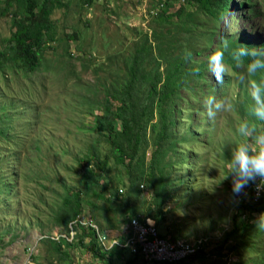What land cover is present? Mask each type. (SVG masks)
Wrapping results in <instances>:
<instances>
[{
  "label": "rangeland",
  "instance_id": "rangeland-1",
  "mask_svg": "<svg viewBox=\"0 0 264 264\" xmlns=\"http://www.w3.org/2000/svg\"><path fill=\"white\" fill-rule=\"evenodd\" d=\"M63 1L66 4L56 7L51 15L55 20L56 40L46 49L41 69L26 76L15 71H7L5 75L0 73V107H4L6 101L1 98L3 95L7 97V109L13 102L8 112L11 116L3 120L5 126H10L9 139H0V150L9 147L8 155L12 160L11 163L0 162V264H24L29 258L35 264H62L43 235L54 238L70 235L66 228L52 223L51 215L65 195L66 183L76 184L81 169L79 158L94 144L95 116L100 115L104 85L122 80L125 60L132 55L145 33L149 41L156 44L152 26L157 9L150 8L152 0H93L90 5L82 0ZM240 1L234 0L236 3L231 4L218 21L219 31L226 32L231 16H236L238 31H246L242 35L264 40V13L251 17L248 3L241 4ZM256 1L257 7L264 6V0ZM181 3L174 1L170 9L174 10ZM3 5L0 0V7ZM10 18V15H0V39L11 34ZM211 22L206 21V24L211 25ZM73 31L78 38L68 39ZM207 78L222 90L224 98H228L233 107L230 112L218 114L214 122L209 121L203 107L204 99L212 95L208 89L199 101L183 90V97L188 96L194 106L182 115L174 133L204 143L195 145L183 140L178 143L182 149H191L182 157L184 161L188 157L187 162L192 167L183 162L179 167V162L175 163V181L166 204L168 218L159 230L170 235L171 230L178 228V232L185 235L181 238L187 241L207 239L204 255L199 254L184 264H260L264 252L252 253L244 248L230 250L229 246L236 241L233 237L224 242L226 233L232 229L233 212L242 202L240 197L247 196L250 190L248 185L240 195L233 194L232 176L228 175L226 165L235 144L242 139L236 131L238 123L247 119L264 131V121L249 115L253 103L251 96L235 95L236 85L232 88L231 82L230 87H222L209 71ZM198 85V89H202V82ZM214 96L223 98L218 93ZM180 105L182 109L187 107L184 100ZM199 109L202 114L197 112ZM190 111L196 112L197 116L193 113L194 121ZM115 125L119 126L117 122ZM4 166L7 169H3ZM105 167H109L111 174L122 171L112 158ZM178 177L181 180L178 181ZM150 192L144 188L141 198L149 200L152 198ZM84 206L81 215L106 234L102 245L109 251L112 238L122 234L120 227L112 228L105 220L98 221L86 202ZM261 213L254 212L250 216V212L245 211L240 213V218L250 216L255 222ZM241 233L245 234L244 230ZM75 239H67L74 264H105L85 246L74 245ZM261 240L254 242L264 248ZM220 246L223 249H219ZM135 258L133 264H155L129 250L121 255L115 253L112 260L113 264H125ZM64 264L70 262L64 261Z\"/></svg>",
  "mask_w": 264,
  "mask_h": 264
},
{
  "label": "trees",
  "instance_id": "trees-1",
  "mask_svg": "<svg viewBox=\"0 0 264 264\" xmlns=\"http://www.w3.org/2000/svg\"><path fill=\"white\" fill-rule=\"evenodd\" d=\"M2 1L4 5L0 7V15L11 16V34L0 39V73L5 75L7 71H15L26 76L40 70L46 49L56 40V25L51 15L56 7L66 3L63 0ZM174 1L152 0L150 8L157 9L152 26L156 44L149 41L145 33L132 55L125 60L126 70L122 80L104 85L105 96L100 101V115L95 116L94 144L79 158V168L83 170L80 169V174H77L76 184L66 183L65 195L57 202L51 215L53 224L69 231L70 223L84 212L85 202L98 221L105 220L112 228L140 216L142 222L153 220L158 228L167 220L166 204L175 181V163L179 162V167L183 163L192 167L187 162L188 157L185 161L182 157L191 149H182L178 143L182 140L194 142L195 145L204 143L203 140H192L174 133L182 115L194 106L188 96L183 97V90L188 91L195 101H199L207 89L210 94L218 93L224 98L225 94L213 80L208 81V57L217 48H222L223 41L227 40L225 61L235 68L230 53L239 46L236 39L225 37L218 28V21L227 12L230 0H179L182 3L172 10L170 8ZM92 2L82 0V3L89 5ZM206 21H212L211 25ZM70 38H78V34L73 31L68 35ZM186 50L192 52L190 61L184 58ZM67 53L71 55L69 50ZM196 56L201 57L196 59ZM195 68H199L198 74L193 71ZM116 72L119 75L120 72ZM200 82L202 89H198ZM231 82L230 76H224L221 85L230 87ZM1 98L7 101L5 95ZM183 100L187 105L184 109L180 105ZM6 101L4 107H0V139L8 140L10 126H5L3 120L11 116L8 112L13 102L7 109ZM197 112L202 114L203 111L199 109ZM193 113L196 115L195 111H190L194 121L197 115ZM116 122L119 126L115 125ZM9 149L4 147L0 150V162L11 163ZM109 158H112L115 166L122 168L121 172H108L109 167L105 165ZM3 169H7V166ZM256 181L249 184L248 195L240 197L242 202L233 212L232 229L224 239L226 242L231 237L236 238L235 243L229 246L230 250L244 248L252 253L264 252V248L254 242L255 239H262L261 245H264V230L257 229L250 217L254 212L264 213V188L261 195L256 197ZM144 188L152 191V198L146 201L141 198ZM245 211L250 212V216L241 219L240 213ZM74 229V245L79 243L85 246L105 264H113L115 253L121 255L127 250L115 245L107 251L96 228L90 224L78 223ZM175 230H171L172 239L185 236L178 232V228ZM242 230L245 234H240ZM160 233L167 236L164 232ZM44 240L51 244L56 259L62 264L64 261L74 264L65 237H59L56 241L47 235ZM219 249H223L222 246ZM199 253L190 256L188 261H193ZM200 254L204 255V250ZM135 260L129 259L125 264H133ZM260 264H264L262 256Z\"/></svg>",
  "mask_w": 264,
  "mask_h": 264
},
{
  "label": "clouds",
  "instance_id": "clouds-1",
  "mask_svg": "<svg viewBox=\"0 0 264 264\" xmlns=\"http://www.w3.org/2000/svg\"><path fill=\"white\" fill-rule=\"evenodd\" d=\"M240 2L241 4L248 3L247 10L251 17L263 15L264 6L257 7L256 0H241ZM235 3L234 0H230L229 6ZM231 17L226 32L219 31V33H224L225 37H233L239 44L230 53L235 68L225 61L228 42L224 40L223 47L217 48L209 55L208 71L215 76L216 81L220 84H223L224 76H230L232 88L234 85L238 87L235 95L251 96L253 103L249 107V115L256 120L264 121V40H256L242 35L246 31H238L236 16ZM221 19L222 17L219 20ZM238 32H241V35H237ZM191 57L192 52L186 50L185 60L190 61ZM244 58L248 59L244 60ZM193 71L198 74L199 68H195ZM245 73H247L246 80ZM236 76H238L237 79ZM203 107L208 120L214 122L218 114L230 112L233 105L228 98L217 99L216 96L209 95L204 99ZM236 131L242 139L241 142L235 144L232 157L228 160L226 167L228 175L232 176L233 194L238 196L250 183L257 180V185L258 178L260 180V184L257 185L258 190L264 187V131H258L255 124L247 119L238 123ZM228 175L224 179H227ZM255 225L257 229L264 230V213L258 216Z\"/></svg>",
  "mask_w": 264,
  "mask_h": 264
},
{
  "label": "built area",
  "instance_id": "built-area-1",
  "mask_svg": "<svg viewBox=\"0 0 264 264\" xmlns=\"http://www.w3.org/2000/svg\"><path fill=\"white\" fill-rule=\"evenodd\" d=\"M259 184L260 180L258 178L257 185ZM257 185L255 189L256 197L261 195L264 188L261 187L258 190ZM140 217H134L129 223L121 225L120 231L122 234L112 238L108 247L112 248L115 245L120 248L125 247L133 254H138L144 260L155 264H182L184 261H187L190 256L199 252L201 253V251L205 249L206 238H197L193 241H187L183 238L172 239L170 235L162 236L153 220L147 219L145 222H142ZM78 223L90 224L95 227L101 242H104L107 238L106 234L102 232L96 224H93L91 220H84L81 214L70 223V230L68 233L70 235L62 234V236H58L57 238L51 235L48 236L52 239H59V237H66L69 240L74 239L76 234L74 226ZM24 264H35V261L29 258Z\"/></svg>",
  "mask_w": 264,
  "mask_h": 264
}]
</instances>
